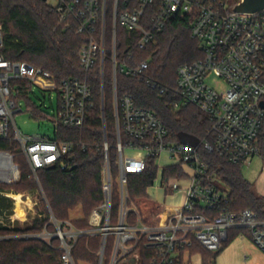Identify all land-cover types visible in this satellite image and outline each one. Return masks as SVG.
I'll list each match as a JSON object with an SVG mask.
<instances>
[{
    "label": "built area",
    "instance_id": "2783aa9c",
    "mask_svg": "<svg viewBox=\"0 0 264 264\" xmlns=\"http://www.w3.org/2000/svg\"><path fill=\"white\" fill-rule=\"evenodd\" d=\"M127 6L118 12V0H57L58 24L67 31L76 28L77 34L87 37V42L77 52L78 65L89 73L100 64L103 81L104 60L108 58L112 67V96L116 129L118 175L112 177L106 132L104 135V168L102 174L103 204L93 210L89 229L75 230L70 223L63 229L50 215L55 232L43 229L38 234H16L4 239H38L49 247L52 239H59L60 264H75L71 251L81 236L101 237L98 264H142L135 249L140 241L153 251L148 264H191L192 258L200 255L181 254L194 244L209 252H218L228 239V232L243 229L250 233L254 246L264 253V220L246 209L236 214L228 208L227 191L217 188L215 178L206 174V165L201 161L198 148L183 143H170L168 131L158 116L136 106L131 95H117V71L124 76L143 83L160 95L171 94L172 106H193L203 113L209 123L211 143L203 148L218 154L231 164L250 166L254 159L264 162V13L257 15H235L230 13L227 0H123ZM112 7V37L110 54L105 49L106 7ZM195 15L191 28L192 37L200 43L203 57L183 64L176 70V86L164 87L148 76V62L128 65L132 60L125 53L119 60L116 56L115 29L119 24L127 32H134L136 39L130 50L143 51L150 46L166 22L174 15ZM3 28L0 24V139L11 138L25 157L32 176L43 168H59L71 171L74 145L40 136H26L16 128L11 130L13 116L21 110L14 100V93H25L27 88L43 92H55L58 105L53 120L54 132L60 125L80 128L87 113L93 109V91L88 78L69 77L58 81L47 70L24 62H13L2 53ZM128 49V50H129ZM107 56V57H106ZM224 83L225 89L218 91L208 79ZM103 99V91L101 92ZM128 138L130 141H122ZM138 142L139 144H135ZM166 161H161L162 157ZM153 161L157 178L152 186L164 192L180 188L179 181H187L182 212L165 227L149 228L139 222L128 225L127 214L136 212L129 206L127 178L143 172ZM180 167L185 175L182 179L162 182L164 168ZM19 180V168L11 154L0 152V184L10 185ZM119 198L118 219L110 221L112 196ZM0 196L13 199L10 193ZM14 204V203H13ZM31 206L36 203L30 201ZM28 207V206H27ZM25 209V208H24ZM31 208L29 207L28 210ZM26 208V211H28ZM211 213H214L211 216ZM15 208L10 214L0 216V227L13 229ZM69 231H66L67 229ZM114 238L111 254L106 262L104 252L107 238ZM240 238H245L240 235ZM144 239V240H141Z\"/></svg>",
    "mask_w": 264,
    "mask_h": 264
},
{
    "label": "trees",
    "instance_id": "16d2710c",
    "mask_svg": "<svg viewBox=\"0 0 264 264\" xmlns=\"http://www.w3.org/2000/svg\"><path fill=\"white\" fill-rule=\"evenodd\" d=\"M232 7L240 0H227ZM123 0H118V12L126 9ZM195 15H174L159 32L154 42L145 50H130L136 39L134 32H127L119 24L116 25V56L120 59L125 53L132 55L128 65L148 62V76L158 84L174 88L176 86V70L183 64L200 60L203 53L200 43L192 37L191 28ZM0 24L3 28L4 48L2 53L6 59L13 62H24L54 74L58 81L69 77L88 78L93 91V109L87 113L84 125L71 128L60 125L55 133L58 142L74 145V158L71 171L63 172L59 168H43L36 172L37 180L32 176L25 157L19 152L18 145L8 138L0 139V152L12 155L13 162L19 168V180L10 185L0 184V192L30 193L38 195L41 190L50 209L45 208L42 219L35 221L31 227L21 228L15 224L13 229L0 227V237L16 234H38L44 228L50 233L55 227L50 223V215L63 229L65 223H70L75 230L89 229L88 219L96 208L103 204L102 174L104 168V133L102 123V104L105 112L106 142L112 177H117L116 129L114 105L112 98V67L111 62L104 60L103 87L101 86L100 64L89 73L82 71L78 65L77 52L87 42V37L77 34L76 28L63 30L58 24V12L43 0H0ZM112 37V7L110 2L106 7L105 19V49L110 54V39ZM129 49V50H128ZM117 95L129 94L136 106L155 113L163 122L170 143H181L179 136L194 138L200 144L198 153L206 165V174L220 180L227 188L228 208L239 214L249 209L257 217L264 220V196L257 194L254 186L241 174V165L229 163L218 154L209 153L203 148L205 142L211 143L213 136L208 133L210 123L207 117L193 106H172L171 94L162 96L157 91L146 87L134 79L128 78L117 71ZM103 91V99L101 92ZM25 93L17 94L15 102L25 99ZM37 113L36 108L33 109ZM122 141H130L123 138ZM139 144L138 142H134ZM185 175L180 167L164 168L163 184L170 179H182ZM157 178V168L153 161L140 173L127 178V190L136 212L127 214L128 225L138 222L149 228L167 226L181 209H171L153 200L147 195ZM119 198L112 196L110 221L115 224L118 219ZM9 198L0 196V216L12 209ZM79 209L82 218L71 220L69 213ZM214 213H211L213 216ZM244 235L250 240V233L243 229H233L228 232V239L223 248L232 240ZM59 239H52L49 247L38 239H4L0 240V264H60L61 251ZM101 237L81 236L77 239L71 254L75 262L84 261L97 264ZM114 238L109 236L106 242L104 260L107 262ZM144 240V239H141ZM222 248V249H223ZM221 249V250H222ZM218 252H209L194 244L181 254L200 255L202 264H214ZM141 257L142 264H148L153 251L140 241L135 249Z\"/></svg>",
    "mask_w": 264,
    "mask_h": 264
},
{
    "label": "rangeland",
    "instance_id": "374dc122",
    "mask_svg": "<svg viewBox=\"0 0 264 264\" xmlns=\"http://www.w3.org/2000/svg\"><path fill=\"white\" fill-rule=\"evenodd\" d=\"M56 3L57 0H46V4L50 7H55ZM105 59L108 60V58ZM208 81L218 91H223L225 89L224 83L219 80L210 78L208 79ZM103 82L104 81L101 80L102 87L104 85ZM17 94L18 92L14 93V98L17 96ZM25 94V99H20L18 102H16L18 108L21 111L14 114L13 124L11 123V130L15 131L14 129L16 128L21 134L26 136H40L47 137L51 140L54 139L55 132L53 120L55 118L58 105L57 93L43 92L37 88L29 87L27 88ZM34 108H36L37 113H34ZM240 171L244 179H246L254 186L257 194L264 196V162L256 158L253 160L250 166H241ZM35 179L37 180V177H35ZM186 182L187 181H183L180 184L179 189L172 191V197H169V195L164 196L163 192L156 187L150 189L149 192L151 194H154V197H157L159 203L165 205L168 208L176 209L182 204L185 195V185L187 184ZM214 183L217 188L228 191L225 185L220 180L216 179ZM10 194H12L14 197L19 196L21 201L23 202L21 205L23 207L24 214L22 218H18L23 220L26 216V221H24L23 223L18 219H16L15 221V224H19V226L23 229L33 226L35 224V221L42 219L45 214V208L50 212L44 194L41 190L39 191V197L38 195H32L30 193L24 192H10ZM10 200L12 202V207L16 209V200ZM30 201L36 203V205L32 207ZM42 202L46 205L45 208ZM129 206L133 207L132 205H130V203ZM29 207L31 208L30 210H28ZM26 208L28 211H26ZM69 216L71 220L82 218V214L79 209L70 212ZM66 231H69V229L65 230V232ZM97 253H95L94 255L98 258ZM191 262V264L200 263L198 257L192 258ZM74 263L92 264L90 262L84 261H74ZM214 264H264V253L257 249L251 242V240L240 238L239 236L229 242L218 253L215 258Z\"/></svg>",
    "mask_w": 264,
    "mask_h": 264
},
{
    "label": "water",
    "instance_id": "95a60500",
    "mask_svg": "<svg viewBox=\"0 0 264 264\" xmlns=\"http://www.w3.org/2000/svg\"><path fill=\"white\" fill-rule=\"evenodd\" d=\"M46 1V0H43ZM231 14L235 15H257L264 13V0H240L237 4L231 7ZM102 123H103V133L105 135V112L102 104ZM180 142L190 146H196L198 141L192 137L181 135L179 136Z\"/></svg>",
    "mask_w": 264,
    "mask_h": 264
},
{
    "label": "crops",
    "instance_id": "0c3cea01",
    "mask_svg": "<svg viewBox=\"0 0 264 264\" xmlns=\"http://www.w3.org/2000/svg\"><path fill=\"white\" fill-rule=\"evenodd\" d=\"M161 161H166V157H162L161 158ZM185 181V180H184ZM183 181H179L178 183H179V186H180V184L182 183ZM187 184L185 185V188L188 186V182H186ZM154 188V187H153ZM157 188V187H156ZM150 189H152V187L151 188H149L148 190H147V195L150 197V198H152L153 200H155V201H157L158 202V200H157V197H154V194H151L150 192H149V190ZM159 190H161L162 192H163V195L164 196H166V195H169V197H172L173 196V192H164V190L163 189H161V188H158ZM183 200H184V198H183ZM182 203H183V201H182ZM182 205V204H181ZM180 205V206H181ZM179 206V207H180ZM178 207V208H179ZM178 208H176V209H178ZM247 239V238H246ZM249 240V239H248Z\"/></svg>",
    "mask_w": 264,
    "mask_h": 264
},
{
    "label": "bare ground",
    "instance_id": "6f19581e",
    "mask_svg": "<svg viewBox=\"0 0 264 264\" xmlns=\"http://www.w3.org/2000/svg\"><path fill=\"white\" fill-rule=\"evenodd\" d=\"M13 199L16 200V203H15L16 204V209H15L16 216L22 218L23 214H24L23 213L24 211H23V207H22L21 204L23 202L21 201L19 196H15V197L13 196Z\"/></svg>",
    "mask_w": 264,
    "mask_h": 264
}]
</instances>
